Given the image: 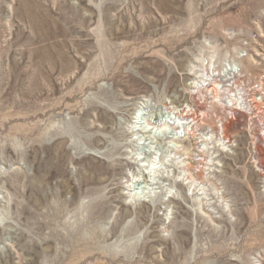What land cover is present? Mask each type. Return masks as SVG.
<instances>
[{"label":"rangeland","instance_id":"rangeland-1","mask_svg":"<svg viewBox=\"0 0 264 264\" xmlns=\"http://www.w3.org/2000/svg\"><path fill=\"white\" fill-rule=\"evenodd\" d=\"M0 264H264V0H0Z\"/></svg>","mask_w":264,"mask_h":264},{"label":"bare ground","instance_id":"bare-ground-1","mask_svg":"<svg viewBox=\"0 0 264 264\" xmlns=\"http://www.w3.org/2000/svg\"><path fill=\"white\" fill-rule=\"evenodd\" d=\"M209 57H210L209 58V62H212L213 61V58H212L213 55H210ZM233 99L235 100V102H238V98H237L236 95L233 96ZM139 111L140 110H139L138 107L133 111V114L131 116L132 118L129 121L130 127H128V129H127L129 142L134 144L135 146H140V143L143 141V139L147 138L146 136H148V135L150 136V132H151L152 129H154V128L155 129H159V127H156V125H154V127H150V125H152V124L146 125V127L144 129H141V127H138V124H140L138 122V117H137V114L139 113ZM232 113H233V115L235 114L234 111ZM187 121H188V119H184L183 116H178L177 117L176 126H174L173 124L170 125V126L169 125L168 126H165V125L161 126L160 125L161 128H163L160 131H162L163 133L166 132V131H169L168 135H166V138L164 140L166 142L167 153H168V156L166 158L167 160H169V159H173V160H189L190 152H188L187 148L184 147L183 143L189 138V136H190V134H191L193 129L190 128V126H189L190 124H188ZM235 122H229L228 125H225V126H223V124L220 125V127H219L220 130H218V133H217V136H216L217 143H222L223 144L227 140L225 138L227 129L229 128L230 125H233ZM207 136H209V135H205V137L202 134L195 135V137H196L195 140H198V141H200V143H203L204 139ZM209 139H207V140H209ZM197 150H199V148ZM135 152H136V156L137 157H135V156L132 157L131 156L132 158L131 159L129 158V159L133 160V162H131L130 164L134 168H136L139 173L143 169L142 171H145L146 175L154 178L155 175L157 174V171H155L156 167L154 168V167H152V165H149V164H148V166H145L143 164V161H142L143 159L140 157V153L138 152V150L135 151ZM198 157H199V155H198ZM149 158H150V156H149ZM137 160H141V161H137ZM133 195H131V193H130V198L132 200H134L133 201L134 203L132 204L134 206H135L136 203H139L136 200L140 201V200H142V198L144 196H147V195H148V197H147L148 200L152 201V204H154L155 200H156V196L152 195V194H149V193L147 195H142V194L139 195V194H136V193L133 194ZM195 198H198V196L197 197H193V199H195ZM143 203H147V202L143 201Z\"/></svg>","mask_w":264,"mask_h":264}]
</instances>
